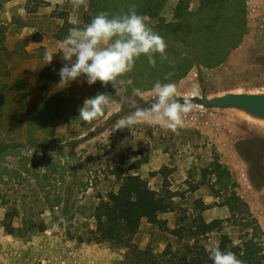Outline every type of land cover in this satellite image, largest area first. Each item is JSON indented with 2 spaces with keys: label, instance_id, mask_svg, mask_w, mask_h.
Segmentation results:
<instances>
[{
  "label": "rangeland",
  "instance_id": "obj_1",
  "mask_svg": "<svg viewBox=\"0 0 264 264\" xmlns=\"http://www.w3.org/2000/svg\"><path fill=\"white\" fill-rule=\"evenodd\" d=\"M177 1L168 0L161 12L166 23L173 21ZM201 4L190 0L186 8L195 11ZM236 9H243L245 31L221 65L208 68L196 61L178 75L170 49L180 43L161 30L167 59L156 54L152 67L147 56L137 58L119 77L133 84L124 85L118 96L111 84L88 85L84 77L59 83L57 73L66 63L54 37L64 22L59 16L71 28H83L95 16L89 5L75 9L70 0H0V264H124L125 248L80 243L77 237L94 227L93 210L117 190L119 174H137L159 189L163 167L170 170L169 188L177 194L173 210L159 215L165 229L142 220L133 242L152 254L167 244L177 247L180 241L169 230L191 218L196 198L210 206L202 213L206 221L229 215L212 191V184L219 186L215 179L202 177L215 159L229 173L230 191L247 203L263 230L264 258V119L241 109L193 104L179 135L147 122L111 131L137 107H150L157 80L175 83L181 97L191 94L193 84L199 86L198 97L264 94V0H241L239 7L234 2L226 11ZM143 17L159 29L157 19ZM48 53L54 54L51 63ZM133 87L141 95H133ZM98 92L111 96V106L99 119L82 121L79 107ZM193 186L196 192L190 191ZM9 221L14 232L6 228ZM41 224L45 229L38 231ZM225 225L223 231L238 243V228ZM217 241L216 233L201 239L207 247Z\"/></svg>",
  "mask_w": 264,
  "mask_h": 264
},
{
  "label": "trees",
  "instance_id": "obj_2",
  "mask_svg": "<svg viewBox=\"0 0 264 264\" xmlns=\"http://www.w3.org/2000/svg\"><path fill=\"white\" fill-rule=\"evenodd\" d=\"M167 1L88 0V5L95 16L102 11L108 12L110 16L124 14L135 5L138 14L157 19L159 29L156 32L162 36L165 34L160 33L164 30L169 38L180 43L179 47L175 46V50L170 49L171 58L176 59L173 71L180 76L196 61L208 68L221 65L228 51L238 44L245 31L243 9H236L233 14L226 11L234 2L239 7L241 0H202L201 7L195 11L186 8L190 0H178L170 23H166L161 15ZM59 18L64 22L56 30L54 37L62 41L72 26L63 15ZM160 173L163 183L159 189L149 187L137 174H119L117 190L109 191L93 210L94 227L79 235L77 241L108 243L115 248H125L124 264H213L207 252L210 247L203 244L201 239L216 233V245L221 250L233 251L247 264H263V230L247 203L230 191L229 173L217 159L204 169L202 177H213L215 184L219 185L215 188L212 184V191L216 197L222 198L220 205L227 207L228 217L206 221L202 213L210 206L197 198L193 202L191 218L186 217L187 221L181 226L169 230L180 241L177 247L167 244L158 254H152L148 249H139L133 238L141 221L146 220L165 229L166 222L159 215L172 211L174 207L173 199L177 194L169 188L167 177L170 170L163 167ZM197 188L198 186H193L190 191ZM226 223L238 228V243L233 244L229 234L223 231ZM6 228L9 232L15 231L10 221L6 222ZM44 229L41 224L38 231ZM184 239L186 242L181 243Z\"/></svg>",
  "mask_w": 264,
  "mask_h": 264
},
{
  "label": "clouds",
  "instance_id": "obj_3",
  "mask_svg": "<svg viewBox=\"0 0 264 264\" xmlns=\"http://www.w3.org/2000/svg\"><path fill=\"white\" fill-rule=\"evenodd\" d=\"M70 3L75 9L88 6V0H70ZM166 48L165 39L136 12L135 5L120 15L110 16L108 12L102 11L83 28H70L69 34L59 43L58 51L66 62L57 73L59 83L66 86L78 77H84L88 85L97 81L102 86L111 84L119 96L125 90L124 85L133 84L131 78L122 81L119 77L133 69L135 60L145 55L149 65L155 67L156 54L162 61L167 59ZM53 55L47 54V63L52 62ZM170 75H166L165 80ZM132 92L135 96L141 95L139 88L133 87ZM151 93L153 102L149 108L137 107L132 115L116 121L111 131L130 128L137 122H147L150 126H159L179 135V130L185 126V118L193 111L192 98L199 95V86L193 84L191 94L181 97L175 83L157 80ZM110 106L111 96L98 92L84 99L78 109L79 117L90 123L104 116ZM207 252L213 264H247L233 251L221 250L219 245L208 248Z\"/></svg>",
  "mask_w": 264,
  "mask_h": 264
},
{
  "label": "water",
  "instance_id": "obj_4",
  "mask_svg": "<svg viewBox=\"0 0 264 264\" xmlns=\"http://www.w3.org/2000/svg\"><path fill=\"white\" fill-rule=\"evenodd\" d=\"M193 104L204 108H236L264 119V94L226 92L221 96L194 97Z\"/></svg>",
  "mask_w": 264,
  "mask_h": 264
},
{
  "label": "crops",
  "instance_id": "obj_5",
  "mask_svg": "<svg viewBox=\"0 0 264 264\" xmlns=\"http://www.w3.org/2000/svg\"><path fill=\"white\" fill-rule=\"evenodd\" d=\"M166 7V6H165ZM195 192H196V190H195ZM197 199V198H196ZM200 199V198H199ZM202 202H206V200L203 198V200H202ZM226 217V216H225ZM215 219V218H214Z\"/></svg>",
  "mask_w": 264,
  "mask_h": 264
},
{
  "label": "bare ground",
  "instance_id": "obj_6",
  "mask_svg": "<svg viewBox=\"0 0 264 264\" xmlns=\"http://www.w3.org/2000/svg\"><path fill=\"white\" fill-rule=\"evenodd\" d=\"M218 22V21H217Z\"/></svg>",
  "mask_w": 264,
  "mask_h": 264
}]
</instances>
